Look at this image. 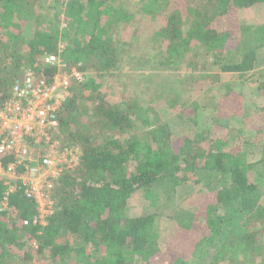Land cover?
Listing matches in <instances>:
<instances>
[{
    "label": "trees",
    "instance_id": "16d2710c",
    "mask_svg": "<svg viewBox=\"0 0 264 264\" xmlns=\"http://www.w3.org/2000/svg\"><path fill=\"white\" fill-rule=\"evenodd\" d=\"M131 4L159 21V60L134 72ZM260 6L264 0H0V106L21 69L51 78L49 54L60 56L63 71L84 73L72 82L52 134L61 147H78V162L53 180L45 224L32 221L35 202L23 188L10 194L15 214L0 212V264H264V145L250 161L242 146L230 144L237 93L228 88L210 97L216 115L209 126H198L197 103L193 116L182 109L193 124L175 144L171 123L153 106L165 92L153 93L152 81L143 91L135 83L146 63L185 66V82L253 71L264 60V20L254 16ZM120 71L125 78L114 104L101 88ZM256 88L264 100V79ZM256 110L264 112V104ZM257 130L264 137V122ZM185 185L188 195L177 201ZM163 216L194 234L188 252L179 237L160 247Z\"/></svg>",
    "mask_w": 264,
    "mask_h": 264
},
{
    "label": "rangeland",
    "instance_id": "374dc122",
    "mask_svg": "<svg viewBox=\"0 0 264 264\" xmlns=\"http://www.w3.org/2000/svg\"><path fill=\"white\" fill-rule=\"evenodd\" d=\"M131 13H134L132 19H130L131 26L129 27L131 32H137L138 36H134L131 40L132 48L129 54L130 62L132 63V72L136 67H140L139 64L146 62L147 59L150 61L159 60V51L157 43L153 40L157 29L159 28V21L151 19L149 15H142L136 12V8L131 4ZM57 13L61 18H64V7H55ZM254 10V15L258 20H264V7H258ZM63 25V24H62ZM128 27V25H127ZM147 67L140 74L139 78H136L135 83L139 85L140 90L143 91L144 85L149 81H152V92L164 91L166 98L154 103L155 111L159 115L164 116L171 123L173 131V142L177 144L179 140L183 137L184 133L188 132L187 129L192 126L191 117H187L182 113V109H187L188 115L193 116L192 111L194 110L193 102L197 103V111L199 112L196 116L198 126L200 128L204 126H209L210 120L216 115V109L212 103L210 97L212 94L217 96L221 95L226 89L232 88L237 96H235L234 110L235 114H232L229 129L227 130V137L230 144L236 146H242V152L247 153V157L250 161H255L259 159L263 154L264 137L261 132L257 130V127L264 122L259 116L255 117L257 113V107L259 104H264L263 96L259 97L256 94L257 91V81L264 79V60L261 59L257 67L245 74L244 76L235 77L234 75L228 74H218L213 77H209L208 81L193 79L189 82H185V78H188L189 74L185 72V66L176 69L175 66H166V69L153 68L152 63H146ZM130 66V64H127ZM206 65H202V68H198L200 71H205ZM173 67V68H172ZM205 67V68H204ZM208 68L211 71V75L216 71L214 65H210ZM24 69V68H23ZM21 69V71L23 70ZM197 69V70H198ZM263 69V70H261ZM191 69H189L190 71ZM196 69L193 72L197 71ZM184 71V72H183ZM188 71V72H189ZM117 74V73H116ZM122 75L125 74L120 71V74L114 76L112 80L107 79L102 85L101 92L104 94L105 98L111 103H117L120 101V95L122 92ZM260 75V77H258ZM88 75H86L87 77ZM133 77L134 73L129 72V75ZM214 80L211 82V80ZM220 79V80H219ZM184 83V84H183ZM106 87V89H105ZM186 88H189L186 93ZM185 89V90H184ZM141 91H138L140 93ZM153 92V93H154ZM212 93V94H211ZM164 95V96H165ZM214 96V95H213ZM147 97H150L148 95ZM168 100V101H167ZM241 109H245L243 112ZM195 111V110H194ZM251 117L256 120H251ZM250 119V120H249ZM263 120L260 122V120ZM258 121V122H257ZM260 122V123H259ZM182 188V187H181ZM179 188L177 192V201L183 200L188 195L189 188L186 185L181 189ZM137 208L134 209V211ZM204 211V208H202ZM171 212V208L167 210V213ZM160 227H162L161 233L163 235V242L160 247L163 249L169 248V240L173 237H179L178 240L181 242V247L183 252L190 247V242L194 234L187 230L177 231V227L172 219L164 216L160 220ZM177 231V232H176ZM170 245V243H169ZM174 250H179L177 246ZM188 252V250H186ZM182 253V252H181ZM186 259L187 257L184 256ZM209 258V257H207ZM35 261L34 264H48V262ZM191 264H202V262H191ZM205 264L206 261H205ZM257 264V263H253Z\"/></svg>",
    "mask_w": 264,
    "mask_h": 264
},
{
    "label": "built area",
    "instance_id": "2783aa9c",
    "mask_svg": "<svg viewBox=\"0 0 264 264\" xmlns=\"http://www.w3.org/2000/svg\"><path fill=\"white\" fill-rule=\"evenodd\" d=\"M45 62L56 66L49 80L35 75L26 67L10 88V96L0 106V212L11 215L9 196L23 188L27 198L35 202L34 223L45 224L52 213L53 180L64 169L72 168L79 157L78 147H61L52 134L59 124V111L72 89V82L84 78L82 71L62 70V60L49 54ZM25 224L28 220L23 221Z\"/></svg>",
    "mask_w": 264,
    "mask_h": 264
},
{
    "label": "crops",
    "instance_id": "0c3cea01",
    "mask_svg": "<svg viewBox=\"0 0 264 264\" xmlns=\"http://www.w3.org/2000/svg\"><path fill=\"white\" fill-rule=\"evenodd\" d=\"M211 94H212V93H211ZM212 95H214V96H215L216 94H212ZM212 103H213V102H212Z\"/></svg>",
    "mask_w": 264,
    "mask_h": 264
}]
</instances>
